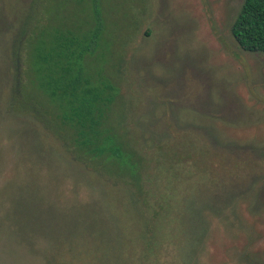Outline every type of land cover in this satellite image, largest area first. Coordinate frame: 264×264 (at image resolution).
I'll return each instance as SVG.
<instances>
[{
  "label": "rangeland",
  "instance_id": "rangeland-1",
  "mask_svg": "<svg viewBox=\"0 0 264 264\" xmlns=\"http://www.w3.org/2000/svg\"><path fill=\"white\" fill-rule=\"evenodd\" d=\"M35 1L0 0V264H264V53L231 34L243 0H48L78 31L99 14L84 66L120 86L144 200L13 104Z\"/></svg>",
  "mask_w": 264,
  "mask_h": 264
},
{
  "label": "trees",
  "instance_id": "trees-1",
  "mask_svg": "<svg viewBox=\"0 0 264 264\" xmlns=\"http://www.w3.org/2000/svg\"><path fill=\"white\" fill-rule=\"evenodd\" d=\"M48 2L35 1L24 21L13 54L17 71L13 104L39 116L64 140L77 161L90 167L89 172L129 181L138 199L144 200V158L128 141L122 103L119 111L112 109L121 96L120 86L110 73H104L105 67L94 79L84 66L89 50L100 38L99 14L91 15L93 26L88 20L87 27L78 31L55 23L46 10ZM230 31L242 50L264 53V0H243ZM125 203L124 199V207Z\"/></svg>",
  "mask_w": 264,
  "mask_h": 264
}]
</instances>
